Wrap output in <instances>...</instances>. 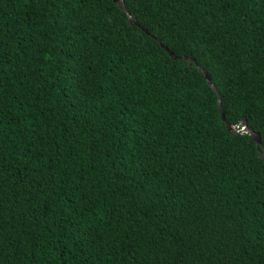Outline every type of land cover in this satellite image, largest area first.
Instances as JSON below:
<instances>
[{"label": "trees", "instance_id": "16d2710c", "mask_svg": "<svg viewBox=\"0 0 264 264\" xmlns=\"http://www.w3.org/2000/svg\"><path fill=\"white\" fill-rule=\"evenodd\" d=\"M0 0V264H264V0Z\"/></svg>", "mask_w": 264, "mask_h": 264}, {"label": "water", "instance_id": "95a60500", "mask_svg": "<svg viewBox=\"0 0 264 264\" xmlns=\"http://www.w3.org/2000/svg\"><path fill=\"white\" fill-rule=\"evenodd\" d=\"M113 2L118 6V8L121 11H123L127 15L128 22H129V24L131 26L137 27L138 29H140L141 31H143L145 34H148L147 31L144 30L141 26H139V24L127 12L126 6H125V3H124V0H113ZM157 42L159 43L160 47L169 55V57L173 61L178 60L180 62H186L189 67H191V64H194L195 67H196V69L204 75V79H205L207 85L211 88V90L217 96L221 120L225 124V126L227 128V131L230 134H235V135L247 134V135L251 136L252 139H253V141H254V143H255V147H256L257 153L259 155V158L262 161H264V153L259 150V147L261 146V136H260V134L258 132H254V131L249 130L247 128V123H246L245 120H242L239 123L238 126H231L230 124H228L226 122L224 113H223L222 108H221V98H220V96H219L216 88L211 84V79H210V76L208 75V73L205 70H203L200 67H198L194 59H191V58H188V57H177L173 53H171L170 51H168V49L166 47H164L163 45H161L158 40H157Z\"/></svg>", "mask_w": 264, "mask_h": 264}]
</instances>
